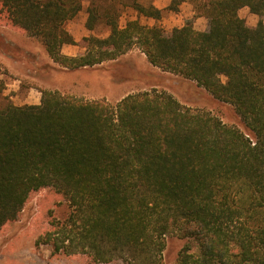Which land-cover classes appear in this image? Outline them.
Returning <instances> with one entry per match:
<instances>
[{
	"label": "trees",
	"instance_id": "obj_1",
	"mask_svg": "<svg viewBox=\"0 0 264 264\" xmlns=\"http://www.w3.org/2000/svg\"><path fill=\"white\" fill-rule=\"evenodd\" d=\"M88 1L86 28L106 37L80 44L66 29ZM192 21L167 33L120 19L127 8L160 20L138 0H0V24L40 42L59 67L75 71L116 61L138 48L148 62L231 105L246 132L152 89L118 103L41 90L40 104L3 96L0 66V228L17 222L36 193L54 190L70 212L52 218L35 242L52 256L91 264H264V24L248 8L264 0H170ZM65 46H81L77 56ZM184 241L166 263L168 239Z\"/></svg>",
	"mask_w": 264,
	"mask_h": 264
},
{
	"label": "rangeland",
	"instance_id": "obj_2",
	"mask_svg": "<svg viewBox=\"0 0 264 264\" xmlns=\"http://www.w3.org/2000/svg\"><path fill=\"white\" fill-rule=\"evenodd\" d=\"M138 1L145 6L159 7L163 12L162 18H145L134 9L127 8L120 19L122 27L128 21L139 20L142 25L160 26L170 33L192 21L197 30L206 29L207 20L196 18L190 3L183 4L178 13H173L167 10L170 0ZM88 5L85 1L80 14L66 24V29L80 44L86 37L108 36L102 28L95 32L86 28ZM239 15L249 26L264 24V16L254 15L248 8L241 9ZM81 52H84L81 46H67L64 54L73 57ZM0 66L6 74L1 76L6 85L3 96L17 106L40 104L41 90L60 91L116 104L129 94L157 89L173 95L184 106L209 112L225 124L246 132L231 105L219 102L194 84L152 66L138 48L116 61L70 71L56 65L40 42L19 29L0 24ZM69 212L67 201L54 190L44 189L36 193L17 222L0 228V264H91L85 255L52 256L50 248L38 250L35 247L39 236L50 229L52 218L63 220ZM183 246V240L170 237L166 263L175 261Z\"/></svg>",
	"mask_w": 264,
	"mask_h": 264
},
{
	"label": "crops",
	"instance_id": "obj_3",
	"mask_svg": "<svg viewBox=\"0 0 264 264\" xmlns=\"http://www.w3.org/2000/svg\"><path fill=\"white\" fill-rule=\"evenodd\" d=\"M156 8L159 9V7H156ZM160 10H161V9H160ZM193 12H194V11H193ZM207 29H208V21H207V23H206V29H205L204 31H206ZM66 47H67V46H65V47L63 48V52L65 51ZM72 47H75V46H72Z\"/></svg>",
	"mask_w": 264,
	"mask_h": 264
}]
</instances>
